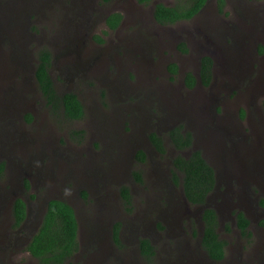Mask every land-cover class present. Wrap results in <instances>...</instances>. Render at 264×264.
<instances>
[{"label":"rangeland","instance_id":"374dc122","mask_svg":"<svg viewBox=\"0 0 264 264\" xmlns=\"http://www.w3.org/2000/svg\"><path fill=\"white\" fill-rule=\"evenodd\" d=\"M220 1L208 0L206 9L190 20L162 25L154 19L156 2L172 6L188 0L149 4L136 0H0V163L5 164L0 174V264H39L24 246L14 247V235L5 238L12 233L8 202L12 203L14 193L28 202L26 223L34 233L50 198L71 200L82 225V247L70 264H99L89 255L95 256V244L108 239L103 223L115 219L127 223L123 264L189 262L168 236L171 231H187L180 249L193 254L202 230L200 220L196 217L188 226L185 217L164 218L172 213L198 216L199 210L186 202L181 187L165 186L172 157L157 156L148 147L147 137L157 125L161 130L167 125L172 106L178 105L185 113L191 102L205 103L208 94L221 92L218 100L224 99L230 108L233 101L227 94L234 82L242 90L251 89L257 71L251 61L264 47V0ZM115 12L122 14V22L116 30H107L105 19ZM231 28L236 33L231 34ZM243 28L252 30V41ZM43 48L52 54L50 72L58 94L76 93L84 105L83 118H65L62 111L51 110L41 94L34 74L37 54ZM203 56L215 60L213 80L207 87L198 84L189 89L185 74L198 75ZM256 59L262 60V68L264 54ZM171 64L177 65L176 74ZM71 65L76 69H69ZM253 89L257 95L255 84ZM231 112L241 118L236 109ZM257 121L253 115L240 124L247 135L246 150L264 158V123ZM166 148L170 150L168 144ZM140 150L147 152L144 163L137 159ZM220 150L226 152L220 148L215 158L206 161L217 166L219 173V186L209 203L218 205V232L227 242L223 264H264V240L260 238L264 230L258 233L251 226L255 234L246 237L232 220L237 210L251 215V197L259 196V188L251 185V178L257 181L248 169L251 161L240 153L236 161L219 160ZM135 171L144 175L142 181L135 179ZM120 174V189L126 186L130 192L133 186L126 212L120 200L111 196L112 191L118 192L115 181ZM22 182L28 183L25 191ZM239 187H246L242 200ZM107 203L112 209L102 215L99 209ZM110 212L121 216L112 218ZM254 214L257 219V211ZM137 235L154 239L157 256L132 261V240ZM105 245L112 257L114 249L106 241ZM122 254L116 251L114 257Z\"/></svg>","mask_w":264,"mask_h":264},{"label":"flooded vegetation","instance_id":"af4514ba","mask_svg":"<svg viewBox=\"0 0 264 264\" xmlns=\"http://www.w3.org/2000/svg\"><path fill=\"white\" fill-rule=\"evenodd\" d=\"M154 7H155V4H154ZM205 9H206V5L199 11V13L203 12ZM251 23H252V21H251ZM105 25H106L107 30L113 31L112 29H110L108 27V25L106 23V19H105ZM162 25H168V24H162ZM116 29H114V30H116ZM227 29L225 30V32H227ZM236 31H237L236 29L231 28L230 32H231V34H234V33H236ZM241 31H243L247 35L251 36V41H252V35H251L252 30H248V32H246V29L243 28ZM218 34H219V32L217 31V35ZM220 35L222 36L223 33H221ZM260 38H263V37H260ZM231 43H232V40H231ZM236 45L239 46L238 44H236ZM254 46H255V48H258L256 45H254ZM261 48H263V50L261 51V49H259L256 57L257 56L261 57V55L264 54V47L262 46ZM234 56H235V54H234ZM256 57H254V59L251 61V64L255 63V65L257 66L256 78L251 80V89L242 90V88H240L239 84L234 82L236 87L231 86L230 91L227 94V98L231 99L233 101L230 104L231 105L230 108L227 107V104H224V99L218 100L220 97H218L217 95L221 94V92H217L215 94H213V93L208 94L207 95V101L205 103H199L198 104L197 102H194V101L191 102L190 108L185 113H182L180 111L178 105L172 106V109L170 111V112H172V114H169L168 118L166 119V120H168L167 125H165V127H163L162 130L160 128L161 126L157 125L156 130L153 131V132H156L159 135V137L162 139L164 147H165V151H159L157 149V147L151 142L149 136L147 137V142H148L147 145L149 148L154 150V152L157 156L171 155L172 158L169 162L170 163L169 164L170 165L169 166V176H166L165 186L170 185L172 188H177V187L182 188L181 180L179 182H176L175 177H174V173H173V172H176V168L173 164V159L179 153H182L186 156H189L192 153V151H200L203 158L206 160V158H208V159H212L213 157L215 158L217 150H219L221 148V149H224L226 152H223L220 150L221 154L218 155L219 160L231 159L232 161H236L238 159L239 153L247 156L251 161V167H249L248 169L252 170L251 174L254 172L256 175V178H257V181H253L251 178V185H254V186L259 188V189L257 188L259 191V194H258L259 196H258V198H255L254 200L251 197V215H248V214L244 213L243 211L237 210V211H235L234 216H232V220H233V222H235L237 224L235 217L238 213H242L246 217V219L249 221L248 230L251 228V226H254V228L259 233V232L264 230V225H263L264 221H260L261 217L264 216V158L262 155H260L261 157H257L256 155L254 157V153L252 150L251 151L246 150L245 140L247 139V135L245 134L244 130L242 129V125L240 124V120L244 121L246 117H247V119H250L253 115L256 116V120L258 119L256 124L262 125L264 123V113H263L264 84H261L262 79L264 80V66L262 68H260V65H262L263 62L261 60V63H259V61L256 59ZM210 58L213 60V66H212V79H211L209 85L211 84V82L213 80L214 66H215V60L211 56H210ZM233 62H234V60L231 59L230 63H233ZM200 65H201V61H200ZM51 66H52V62H51ZM73 68L76 69V67L74 65L69 66V69H73ZM230 68L231 67H228L227 69H230ZM50 76H51V72H50ZM51 78H52V76H51ZM232 78L235 79L236 77H234L232 75ZM52 80H53V78H52ZM53 82H54V80H53ZM198 84H201L202 86H204L201 83V81H199ZM254 84H255V88H257L258 92H259V93H257V95L256 94L253 95ZM196 86H194L193 88H189V89H194ZM205 87H207V86H205ZM234 89H235V91H233ZM248 93H250V95H251L250 98L247 97ZM257 97H261V98L258 100ZM209 101H212V102L216 101V103L210 105ZM216 104L219 105L220 108ZM224 106H226L228 109H224L223 108ZM257 108H260V110H259V113L256 115L255 111ZM231 109H236L239 112L241 118L235 116L231 112ZM34 120H35V118H34ZM177 128H181V130L185 134L186 133L191 134L192 144H191L190 149H188L186 151H180V150H177L175 148L171 133ZM166 144H168V148L170 150H167ZM145 155L147 157V152L145 153ZM139 161L144 163V161H142V160H139ZM226 162L230 165V163L228 161H226ZM209 164L213 167V169L215 171V179H216L215 182L216 183H215V187H214L213 192L209 195V197L207 199L208 206L206 208H213L215 210L217 217H218V220H219V223H220V213L218 210V205L217 204L211 205V203H209V198L214 194V192L217 190V188L219 186L218 167L214 166L211 163H209ZM245 168H246L245 171H247V167H245ZM142 176L144 178V175H142ZM122 181H123L122 175L120 174L119 178L116 175L115 184L118 186V192H117L118 194L116 192L112 191L111 196H112L113 200H120V202L124 206V211L126 212L127 208L125 206L127 204L125 205V203H127L128 201L123 197L122 190L120 189ZM237 183H238V185H240L238 180H237ZM22 185H23L22 190L25 191L27 189L26 182H22ZM245 188L246 187H239L238 197L240 200H242L240 198V195L243 191H245ZM132 192H133V186L132 187L130 186V193H132ZM182 192H183V188H182ZM252 192H254V190ZM18 195H20V194L14 193L12 203L10 204V202H8L9 203L8 207H10L9 210H11V215H12V226H11L12 233L11 234L8 233L7 235H5V238L9 239V238H11V236L14 235L15 241H16V243L15 242L13 243L14 247L20 246L21 248H23V246H24V248H26V246H27L28 242L30 241L31 236L33 235L34 231L32 229H30L28 227V223H26L30 217L29 204L22 196L17 197ZM183 195H184V193H183ZM17 198H22L26 204V218L24 219V221L22 222V224L19 227H14L13 205H14V202ZM67 198H70V197H68V195H67ZM50 199H52V198H50ZM185 200L191 207H193L194 209L196 208V210L200 206H202V205L191 204L186 199V197H185ZM70 201H68V203ZM221 201H223V199H221L220 202ZM47 202L45 203V207L47 205ZM253 207H254V209H253ZM171 208H172V212L177 214V209L175 207H171ZM111 209L112 208H111L110 204L107 203L106 205L101 206L99 211L102 213V215H106L107 211L109 212ZM205 209H204V211H205ZM44 211H45V208H44ZM255 211H257V214H256V215H258L257 219H256L255 214H254ZM203 212L201 214L198 212V216H192V215H190L191 213L185 214L183 216H181V215L176 216L172 213L171 215H166V217L164 218V221H167V220L172 219L174 217H176L178 219H183L185 217L187 219L188 226L191 223V221L196 220V217L198 218V220H200V222L202 224V230H201L199 238L197 240V245L195 247L196 251L192 252L193 254H188V253L184 252L183 249H180L181 248L180 245L182 242L181 237L183 235H186L187 231H180V232L171 231L172 233H170L168 238H173V241L176 242V249L179 248L180 254L183 256H186L190 259L189 260L190 264H223L224 259L226 257L227 242L225 245L224 257L221 260L212 259L202 244L203 233H204V222L202 219ZM75 213H76V211H75ZM76 216H77V214H76ZM110 216L112 218H118L121 215L113 214V212H110ZM77 219H78V217H77ZM125 221H126L125 219H115L112 221V223H111V221H108V220H106L103 223V224L106 223L105 225L107 227V232L109 233L108 239L104 240V241H100V243L95 244L96 245L95 249H97V254H95V256H93V257H91L89 255L90 259H92L93 261L98 260L99 264H123L124 251H122V248L124 247V243H128L125 240L126 230H127V223ZM40 223H41V221H40ZM78 224H79V234L78 235H79V238H81L80 233L82 231V225L80 224L79 219H78ZM39 226L40 225L38 222V226L36 228L37 230H38ZM168 227H169V225H168ZM249 231H250L251 235L255 234L254 232L252 233L251 230H249ZM161 238L162 237H160V236L157 237L158 240H160ZM260 238H262L264 240V237L260 236ZM143 239H149V241L153 247L154 253L150 257L146 256L143 252V248L141 245V241ZM105 241L114 249L112 257H109V250H108L107 246L105 245ZM132 242L135 243V249L133 250V254H134L133 257L134 258L132 259V261L137 260L139 256L142 257L143 259H147V260L148 259L151 260V258H154L155 256H157L158 252H157L153 238H148V237H144V236L139 237L137 235L134 237V240H132ZM79 246H80L79 247V250H80V248L82 247L81 241L79 242ZM176 249L174 247L173 252ZM116 251H118L119 253L120 252L123 253L122 256L114 257ZM189 262L186 261V262H184V264H188Z\"/></svg>","mask_w":264,"mask_h":264},{"label":"trees","instance_id":"16d2710c","mask_svg":"<svg viewBox=\"0 0 264 264\" xmlns=\"http://www.w3.org/2000/svg\"><path fill=\"white\" fill-rule=\"evenodd\" d=\"M136 1L140 4H149L158 0ZM207 2L208 0H188L187 3L172 6L157 2L153 10L154 19L160 24H173L190 20L199 13ZM220 3L222 4L224 1L221 0ZM122 19V14L115 12L106 18V23L110 29L114 30L120 25ZM184 50L187 51L186 48ZM37 61L35 79L50 109L55 112L62 111L63 116L70 120L83 118L85 109L78 96L73 92L60 95L55 88L50 76L52 62L50 50L47 48L41 49L37 54ZM212 66L213 60L209 56H203L198 76L192 72H187L184 77L185 85L188 88H193L201 81L204 86H208L212 79ZM170 70L173 74H176L177 65L171 64ZM26 117L31 120L29 114ZM171 136L177 150L186 151L190 149L192 144L190 133L185 134L181 128H177L171 133ZM149 138L159 151H165L163 141L156 132H151ZM137 159L145 161V152L138 151ZM173 164L176 168V172H173L175 180L176 182L181 180L186 199L191 204H205L216 183L213 167L203 158L200 151H192L189 156L179 153L174 157ZM4 169L5 164L2 162L0 163V174L3 173ZM134 175L138 181H142L140 171H135ZM26 185L28 186L27 182ZM121 190L123 197L129 201L131 196L128 187L123 186ZM13 217L14 227H19L26 218V204L22 198H17L14 202ZM202 219L204 222L202 244L212 259L221 260L225 254L226 241L219 236L218 228L220 224L215 210L206 208ZM235 219L239 231L244 236L250 237L249 221L246 217L242 213H238ZM78 234L79 224L75 209L65 200L52 198L47 202L40 226L31 236L25 250L36 258L39 264H70L71 259L79 251ZM141 245L146 256L150 257L154 253L149 239H143Z\"/></svg>","mask_w":264,"mask_h":264},{"label":"water","instance_id":"95a60500","mask_svg":"<svg viewBox=\"0 0 264 264\" xmlns=\"http://www.w3.org/2000/svg\"><path fill=\"white\" fill-rule=\"evenodd\" d=\"M207 206H208V204H207V201H206L205 204H203L202 206H200V207L198 208L199 213L201 214Z\"/></svg>","mask_w":264,"mask_h":264}]
</instances>
